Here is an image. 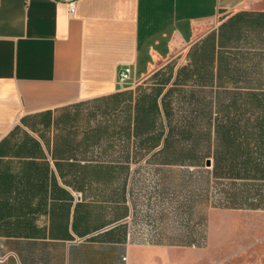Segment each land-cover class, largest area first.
Here are the masks:
<instances>
[{"label":"crops","instance_id":"crops-1","mask_svg":"<svg viewBox=\"0 0 264 264\" xmlns=\"http://www.w3.org/2000/svg\"><path fill=\"white\" fill-rule=\"evenodd\" d=\"M262 226L264 0H0V264H207Z\"/></svg>","mask_w":264,"mask_h":264},{"label":"rangeland","instance_id":"rangeland-1","mask_svg":"<svg viewBox=\"0 0 264 264\" xmlns=\"http://www.w3.org/2000/svg\"><path fill=\"white\" fill-rule=\"evenodd\" d=\"M132 84L130 82L122 87ZM209 182L211 183V180ZM211 185L215 201L223 202L226 197H230L227 193L231 190V180H213ZM256 197L259 198L258 195ZM260 197L262 199V194ZM253 234V231L245 230L243 236L237 237L236 232L227 230L225 237L228 240L212 245L207 264H264V227L259 228L254 236Z\"/></svg>","mask_w":264,"mask_h":264},{"label":"built area","instance_id":"built-area-1","mask_svg":"<svg viewBox=\"0 0 264 264\" xmlns=\"http://www.w3.org/2000/svg\"><path fill=\"white\" fill-rule=\"evenodd\" d=\"M133 81L132 68L130 66H124L119 69L117 83L120 86H124Z\"/></svg>","mask_w":264,"mask_h":264}]
</instances>
